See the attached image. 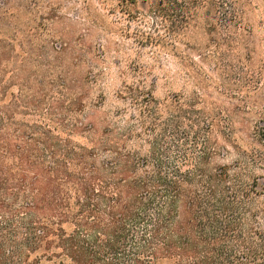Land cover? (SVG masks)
<instances>
[{"label": "trees", "instance_id": "16d2710c", "mask_svg": "<svg viewBox=\"0 0 264 264\" xmlns=\"http://www.w3.org/2000/svg\"><path fill=\"white\" fill-rule=\"evenodd\" d=\"M143 9L158 20L145 44L189 66L196 52L217 78L199 66V83L247 94L158 100L138 80L94 122L32 55L0 52V264H264V3ZM189 29L204 44L175 54Z\"/></svg>", "mask_w": 264, "mask_h": 264}, {"label": "rangeland", "instance_id": "374dc122", "mask_svg": "<svg viewBox=\"0 0 264 264\" xmlns=\"http://www.w3.org/2000/svg\"><path fill=\"white\" fill-rule=\"evenodd\" d=\"M152 1L0 0V52L32 55L48 81H60V100L61 86L66 83L68 98L78 99L94 122L123 107L116 94L124 84L143 80L161 100L172 94L197 92L201 83L195 72L199 66L204 78H210L209 74L217 80L210 65L201 64L196 52H190L189 66L186 60L144 43L148 34L153 38L156 35L153 30L158 20L143 9ZM258 20H254L257 25L261 22ZM262 29L256 28L259 38H264ZM181 42L176 51L173 49L175 54L187 52L185 45L202 46L204 35L189 29ZM214 80L201 84L202 92L213 98L206 97L208 103L223 102L227 106L228 101L216 91H230L236 98L247 94ZM12 91L17 90L13 87ZM102 126L98 123L99 129ZM233 158L231 155L223 163Z\"/></svg>", "mask_w": 264, "mask_h": 264}]
</instances>
